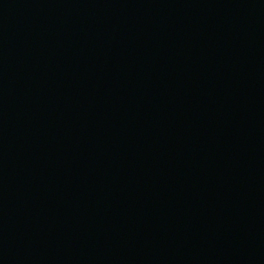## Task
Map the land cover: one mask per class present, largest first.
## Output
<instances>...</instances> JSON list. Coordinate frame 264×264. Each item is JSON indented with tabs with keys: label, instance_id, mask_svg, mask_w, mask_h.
I'll use <instances>...</instances> for the list:
<instances>
[{
	"label": "water",
	"instance_id": "obj_1",
	"mask_svg": "<svg viewBox=\"0 0 264 264\" xmlns=\"http://www.w3.org/2000/svg\"><path fill=\"white\" fill-rule=\"evenodd\" d=\"M0 264H264V0H0Z\"/></svg>",
	"mask_w": 264,
	"mask_h": 264
}]
</instances>
